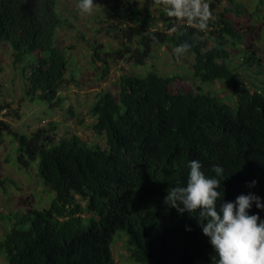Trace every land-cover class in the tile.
<instances>
[{"label":"trees","instance_id":"obj_1","mask_svg":"<svg viewBox=\"0 0 264 264\" xmlns=\"http://www.w3.org/2000/svg\"><path fill=\"white\" fill-rule=\"evenodd\" d=\"M113 1L112 8L122 2ZM179 1L125 7L133 25L120 36L128 43L136 37L138 47L121 55L140 66L153 45L170 44L194 55L192 75L201 84L220 81L236 94L244 84L226 62L228 48L251 29L236 27L218 4L185 16L201 29L178 24ZM58 5L0 0V48H12L15 63L37 53L25 97L50 106L64 101L67 71L56 46L64 25ZM98 54L93 50L94 61ZM254 61L249 52L243 63ZM177 79L121 74L116 98L101 91L89 112L104 148L75 134L57 140L52 122L16 133L2 119L8 106L0 105V143L9 135L18 167L36 163L38 178L55 194L41 211L32 196L26 212L0 213V220H14L0 240L3 264H115L111 246L120 231L135 264H264V87L242 90L232 105L200 87L174 91Z\"/></svg>","mask_w":264,"mask_h":264},{"label":"rangeland","instance_id":"obj_2","mask_svg":"<svg viewBox=\"0 0 264 264\" xmlns=\"http://www.w3.org/2000/svg\"><path fill=\"white\" fill-rule=\"evenodd\" d=\"M145 0H122L117 8H112L113 0H59L58 11L64 25L56 35V46L67 59L66 80L60 89L64 100L57 106L47 105L26 95V77L32 71L37 53L27 54L15 63L13 50L8 46L0 48V105L8 108L2 111V119L9 122L16 133L29 135L36 129L55 123L57 140L72 134L79 136L89 145L105 147L104 139L92 131L94 121L89 109L101 91L118 94L121 74L143 76L150 71L160 76H178L173 84L174 91L198 92L223 99L235 104L244 89L255 91L254 85L264 87V0H221L217 5L219 13L232 19L236 27L248 26L247 35L238 47L230 46L228 65L240 74L243 81L241 90L232 94L223 82L200 83L193 77L194 55L175 49L170 44L153 45L150 56L144 65L137 66L121 54L131 55L128 47H138L136 37L126 42L120 36L122 30L133 23L128 16L131 9L142 8ZM117 10V11H116ZM118 12V14H116ZM117 32V34H116ZM98 50L101 60L93 59V50ZM128 51V52H126ZM254 52L251 67L243 63L245 56ZM105 67V73L101 68ZM257 87V86H256ZM9 135L0 143V213L4 215L24 213L29 209L25 199L33 196V208L43 210L50 206L55 194L45 186L37 175V164L30 162L28 167L18 163L17 146L11 143ZM9 162H8V160ZM83 214L82 217H88ZM12 222L0 220V240ZM126 232L116 234L111 246L115 264H135L126 246ZM3 264V258H0ZM197 264H204L198 262Z\"/></svg>","mask_w":264,"mask_h":264},{"label":"built area","instance_id":"obj_3","mask_svg":"<svg viewBox=\"0 0 264 264\" xmlns=\"http://www.w3.org/2000/svg\"><path fill=\"white\" fill-rule=\"evenodd\" d=\"M220 2L221 0H180L175 8V21L178 24H186L195 27L196 29H201L202 25L200 23L197 24L192 20H185V16L191 13H199L198 15L201 16L205 14L204 12L206 9H208L212 4L216 5ZM174 29L175 26L168 30V32Z\"/></svg>","mask_w":264,"mask_h":264}]
</instances>
